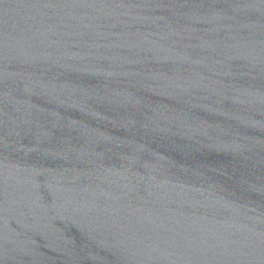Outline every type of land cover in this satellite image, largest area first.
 <instances>
[{
    "label": "water",
    "instance_id": "1",
    "mask_svg": "<svg viewBox=\"0 0 264 264\" xmlns=\"http://www.w3.org/2000/svg\"><path fill=\"white\" fill-rule=\"evenodd\" d=\"M0 264H264V0H0Z\"/></svg>",
    "mask_w": 264,
    "mask_h": 264
}]
</instances>
